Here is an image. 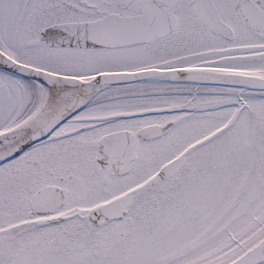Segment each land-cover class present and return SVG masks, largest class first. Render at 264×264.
Here are the masks:
<instances>
[{"label":"snow or ice","instance_id":"1","mask_svg":"<svg viewBox=\"0 0 264 264\" xmlns=\"http://www.w3.org/2000/svg\"><path fill=\"white\" fill-rule=\"evenodd\" d=\"M0 264H264V0H0Z\"/></svg>","mask_w":264,"mask_h":264}]
</instances>
